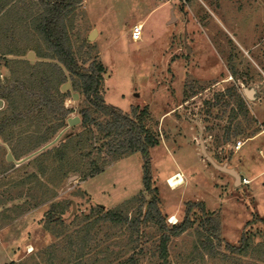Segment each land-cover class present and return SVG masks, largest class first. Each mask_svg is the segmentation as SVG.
Here are the masks:
<instances>
[{"label":"rangeland","instance_id":"obj_1","mask_svg":"<svg viewBox=\"0 0 264 264\" xmlns=\"http://www.w3.org/2000/svg\"><path fill=\"white\" fill-rule=\"evenodd\" d=\"M10 1L0 16V83L22 85L26 96L16 95L14 105L4 100L0 109V264H78L86 246L83 264H133L129 258L134 264H264V136L235 152L264 127V0H83L68 23L80 66L105 68V102L130 116L136 108L158 139L150 149L151 173L167 223L180 222L188 202L198 204L192 226L171 237L166 263L152 223L132 234L127 226L101 222L87 242L82 220L65 226L47 220L50 212L82 218L99 205L130 216L145 212L151 194L140 153H109L118 140L79 122L29 160H7L9 151L21 160L55 139L69 117L80 116L84 100L65 68L51 87L45 78L40 87L43 67L58 62L46 57L49 46L32 28L41 6L38 0ZM139 24L143 32L135 40L132 27ZM67 82L71 88L63 92ZM59 104L72 112L55 134ZM208 157L234 169L241 181ZM176 172L184 183L172 187L169 177ZM209 217L220 223V235L204 225ZM243 232L255 247L247 255L228 250L226 243L240 244Z\"/></svg>","mask_w":264,"mask_h":264},{"label":"trees","instance_id":"obj_2","mask_svg":"<svg viewBox=\"0 0 264 264\" xmlns=\"http://www.w3.org/2000/svg\"><path fill=\"white\" fill-rule=\"evenodd\" d=\"M38 1L41 6L42 13L39 16H34L35 18L32 21V28L42 35L43 40L49 46L51 56L46 55V57L53 58L58 61L55 62V64L48 62L43 67L45 68V71L42 70V74L40 73L39 78L37 79L40 87H43V78H45L46 82L44 86L51 87L52 81H54L52 78H54V76L58 78L57 75H61L64 68L69 71L73 76V90L84 96V100L79 111L81 124L83 127L88 129L93 128L94 126L99 131L104 133L105 136L115 137V139L118 140V144L116 147L108 149L111 154L124 155L127 153H140L144 161V187L145 190L151 194V200L148 203L147 209L145 212H142L141 209L138 216H130L128 211H123L122 209H106L105 206L99 205L91 208L90 212L83 215L82 218L76 214L70 220L65 219L62 212L57 214L50 212L47 219L48 224L54 223L55 225L65 226L69 221L68 224L74 225L77 220L80 219L84 224L81 229L83 233H85L83 239L87 240V242H91L96 236L94 235L93 230L101 222L111 223L114 226H127V228L131 230L132 234H139L143 223H152L157 226L160 232L158 248L160 257L166 263L168 260V243L171 237L183 234L192 226V221L189 218L190 213L198 204L195 202H188V206L182 220L172 225L167 223L166 217L160 208V200L157 195L158 190L156 187H153V177L151 173L150 149L158 144V139L146 128L144 122L137 118L138 110L136 108L133 109V116H130L105 102L104 97L100 92L102 73L105 70L103 64L96 63L92 66V68H83L80 66L73 51L70 43L68 23L72 19L75 8L81 4L83 0ZM10 4V0H2L0 3V16L6 12ZM30 16L32 15H29V17ZM16 62L21 64L22 60H16ZM27 62L29 67L34 66L30 64V61ZM21 86L11 85L9 83L1 85L0 98L5 99L7 102L14 105L16 103V95L26 96L25 94L22 95L23 89L20 88ZM28 86L30 87V85ZM235 99L238 103V107L240 109L244 108V102L238 93L236 94ZM42 104L45 105V103ZM43 105H41V107ZM34 108L38 109L39 103L38 106H34ZM70 112H72V110L65 109L62 104L54 106V113L58 114V118L57 124L52 127V133H58V131L65 126V122ZM102 115H105L106 117L104 120L102 119ZM235 115H238V113ZM6 119L8 121L9 117H6ZM4 129L5 126L0 125V135H3V137ZM98 172L99 170H96L94 173ZM201 209L205 211L204 206H201ZM204 225L209 226V230L210 232H213V234L217 236L220 235L221 228L218 221L209 217L205 220ZM63 234V231L56 233L58 237ZM73 241L71 240V243H74ZM226 246L228 250L234 253L245 255L249 253L250 249L255 247L253 236L248 235L246 232L242 233L240 244L233 245L226 243ZM85 249H88V246L83 248L82 252L79 254L80 258L77 257L75 260L78 264H83L81 259L88 253ZM129 261L133 262V264L135 263L133 258H129Z\"/></svg>","mask_w":264,"mask_h":264},{"label":"water","instance_id":"obj_3","mask_svg":"<svg viewBox=\"0 0 264 264\" xmlns=\"http://www.w3.org/2000/svg\"><path fill=\"white\" fill-rule=\"evenodd\" d=\"M94 33L91 35L93 36ZM33 54V52H29V56H31ZM0 76H1V70H0ZM71 88V84L69 82L65 83L62 87L61 90L63 92H66L68 89ZM249 95H251V92H248ZM74 98H76V96H78V94L74 93L73 94ZM4 102L3 100L0 99V109L3 107ZM68 126L66 128H64L63 130H61V132L55 137V139H53L51 142H49L48 144H46L45 146H43L42 148H40L38 151L22 158L21 160H17L14 158L13 154L11 151L8 152V156H7V160L8 161H13L17 164H21L27 160H29L30 158L34 157L35 155L41 153L42 151H44L45 149H48L49 147H51L52 145H54L56 142H58V140L61 138V136L65 133V131L70 127L75 125L76 123L81 122V118L80 116H74V117H69L68 120ZM208 159L210 160V162L217 167L219 170L228 172L230 174H233L235 176V178L237 179V181H241V176L234 170V169H228L226 165L220 166L218 165L216 162H214L210 157H208ZM75 209V207H74Z\"/></svg>","mask_w":264,"mask_h":264},{"label":"built area","instance_id":"obj_4","mask_svg":"<svg viewBox=\"0 0 264 264\" xmlns=\"http://www.w3.org/2000/svg\"><path fill=\"white\" fill-rule=\"evenodd\" d=\"M142 32H143V25L142 24L135 25L132 27V35H133V38L135 40L141 39ZM240 147H241V144L239 143V145L237 146V149H239ZM243 183L248 184V183H250V180H248L247 178H243ZM174 223H176V222H174Z\"/></svg>","mask_w":264,"mask_h":264},{"label":"bare ground","instance_id":"obj_5","mask_svg":"<svg viewBox=\"0 0 264 264\" xmlns=\"http://www.w3.org/2000/svg\"><path fill=\"white\" fill-rule=\"evenodd\" d=\"M96 33V32H95ZM183 174L181 172H176L174 174H172L170 177H169V184L172 186V187H178L180 186L181 184L184 183V178H183Z\"/></svg>","mask_w":264,"mask_h":264},{"label":"crops","instance_id":"obj_6","mask_svg":"<svg viewBox=\"0 0 264 264\" xmlns=\"http://www.w3.org/2000/svg\"><path fill=\"white\" fill-rule=\"evenodd\" d=\"M263 136H264V127H262V129L259 131V133H257L255 136L249 138V139L246 140V141H243V143H241V147H240L239 149H237L235 152L237 153L238 151H240V150L242 149V147H243L247 142H249V141H253V140H256V139H259V138H261V137H263ZM261 148L264 149V146L261 147ZM263 149H262V150H263Z\"/></svg>","mask_w":264,"mask_h":264},{"label":"flooded vegetation","instance_id":"obj_7","mask_svg":"<svg viewBox=\"0 0 264 264\" xmlns=\"http://www.w3.org/2000/svg\"><path fill=\"white\" fill-rule=\"evenodd\" d=\"M7 60H8V59H7ZM8 61H10V60H8ZM7 64L9 65L8 68L11 69L12 67H11L10 65H11L12 63L9 62V63H7ZM3 66H4V65H3ZM5 66H6V63H5ZM5 66H4V67H5ZM0 67H1V66H0ZM0 70H1V69H0ZM1 76H2V71H1ZM1 76H0V77H1ZM1 85H2V84L0 83V86H1ZM0 99L3 100V102H5V101H4L5 99H2V98H0ZM3 106H4V105H3ZM1 109H2V108H1Z\"/></svg>","mask_w":264,"mask_h":264}]
</instances>
